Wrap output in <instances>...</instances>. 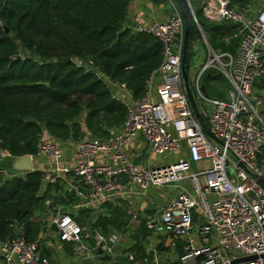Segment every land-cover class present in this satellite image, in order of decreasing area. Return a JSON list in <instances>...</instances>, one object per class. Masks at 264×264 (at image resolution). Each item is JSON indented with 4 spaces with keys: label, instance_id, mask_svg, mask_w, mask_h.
I'll use <instances>...</instances> for the list:
<instances>
[{
    "label": "built area",
    "instance_id": "obj_1",
    "mask_svg": "<svg viewBox=\"0 0 264 264\" xmlns=\"http://www.w3.org/2000/svg\"><path fill=\"white\" fill-rule=\"evenodd\" d=\"M169 1L172 10L164 22L127 29L157 39L162 47L161 63L146 81L141 99H134L125 83L101 74L92 60L71 58L77 68L97 70L94 74L109 88L112 98L125 106V119L104 139L61 142L46 133L38 139L35 155H29L32 163L41 156L50 160L49 168L32 170L41 174L39 197L49 195L43 208L34 213L41 228L29 241L24 224L11 222L13 237L0 240L1 264H60L45 252L64 244L77 256L98 255L118 264L116 247L122 236L104 234L95 226L97 219H82L83 210L126 200L132 223L137 221L147 191L163 187L178 193L146 218V227L161 228L164 247L173 252L178 243L183 244V254L176 261L232 264L254 257L236 264H264V190L258 184L259 179L264 180V113L263 99L253 91L264 80V0H254L245 9L229 7L230 0H186L194 14L192 3L198 5L210 23L237 26L233 36L238 38L236 52H214L203 37L211 56L205 59L198 53L199 63L192 66L196 72L188 76L208 135L195 119L183 86L184 23ZM24 56L19 51L11 60ZM210 70L229 84L228 99L210 98L202 90V79ZM154 78L158 79L156 89ZM137 138L144 142V155L172 154L177 160L152 166L143 155L139 156L142 161L133 159L124 148ZM61 143L75 150L72 159H67ZM10 158L15 159L0 146V161ZM23 175L14 171L5 179ZM185 181L191 191L179 185ZM126 258L134 261L132 254Z\"/></svg>",
    "mask_w": 264,
    "mask_h": 264
},
{
    "label": "trees",
    "instance_id": "obj_2",
    "mask_svg": "<svg viewBox=\"0 0 264 264\" xmlns=\"http://www.w3.org/2000/svg\"><path fill=\"white\" fill-rule=\"evenodd\" d=\"M253 1L230 0L229 7L245 9ZM129 2L0 0L1 149L14 158L35 155L44 133L61 142L104 139L122 124L125 106L112 98L109 88L93 72L77 68L71 58L92 60L101 74L125 83L134 99H141L146 81L161 63L162 47L151 36L122 30ZM195 17L198 26L187 36V73L201 31L214 52H223L225 39L237 32V26L210 23L199 9ZM21 50L25 59L11 60ZM212 75L210 70L202 79L210 98L218 93L207 91ZM203 122L206 127L204 117ZM40 189V172L9 179L0 176V240L13 237L11 222L24 224L29 241L36 238L39 228L32 216L49 196L39 197ZM123 216L119 210L114 219H102L99 225L103 233L107 234L110 226L120 229ZM177 253L183 254L181 244Z\"/></svg>",
    "mask_w": 264,
    "mask_h": 264
},
{
    "label": "crops",
    "instance_id": "obj_3",
    "mask_svg": "<svg viewBox=\"0 0 264 264\" xmlns=\"http://www.w3.org/2000/svg\"><path fill=\"white\" fill-rule=\"evenodd\" d=\"M198 10V5L197 8ZM172 5L169 0H130L129 5L127 7L125 21L122 26V30L129 29L133 27V25H150L154 22H164L169 14L171 13ZM238 47V38H230L228 42H225L224 46L221 50L223 52H229L234 54ZM195 49V45L193 46V50ZM199 54L204 56V51L199 52ZM194 56V52L192 53L191 58ZM200 57V58H201ZM210 81L211 83L207 86L208 92L218 91L217 87L214 85L213 80L216 78L215 74ZM154 85L153 89H156L158 79H153ZM229 91V90H228ZM253 91L259 94L263 99L262 111L264 113V83L262 81H258ZM218 98L228 99L227 94H223L218 91ZM211 97V98H217ZM62 145L64 154L67 159H72L75 155V150L69 146ZM144 142L141 138L135 139L131 144L124 148V151L127 155L132 156L133 159H139L142 161H150V165H152L153 156L144 155ZM143 155L145 158L139 157ZM168 164H172L177 160L175 155L169 154ZM154 160V159H153ZM167 164V165H168ZM12 159H5L0 161V176L3 179L6 176L11 175L14 171L11 170ZM33 168L41 170L50 167V160L41 156L34 159ZM152 166H157L153 164ZM164 166V165H162ZM10 170V171H8ZM178 193V190L171 189L168 187L163 188H151L147 191L144 200L141 202L140 207L138 209V218L137 221L130 223L131 217L127 214V202L126 200H118L117 202H112L109 204L94 206L90 209L83 210L81 216L85 221L97 219L95 226H98L101 231L102 227L99 225L102 222V219L112 220L116 216L117 211H121L123 216L124 224L120 229H116L113 227H108L107 234H120L121 242L118 247H116V253L120 255V260L118 264H167L176 262L178 253L176 250L171 251L164 247L165 242V232L160 228L156 230H149L146 227V218L154 214V212L159 209L171 196H175ZM36 212V211H35ZM34 212V213H35ZM195 222L197 221V215L193 219ZM32 221L37 223L38 228H41V223L38 218H36L33 214ZM128 226V228H126ZM39 232V231H38ZM103 232V231H102ZM145 232V233H143ZM182 243H178V245ZM55 250H47L45 255L53 261L60 264H110L109 259L107 257H91L87 255L85 256H77L73 253L72 247L68 244L56 245ZM132 254L134 257V261L130 262L127 260L126 256ZM174 254L175 257H174ZM1 264V262H0Z\"/></svg>",
    "mask_w": 264,
    "mask_h": 264
},
{
    "label": "water",
    "instance_id": "obj_4",
    "mask_svg": "<svg viewBox=\"0 0 264 264\" xmlns=\"http://www.w3.org/2000/svg\"><path fill=\"white\" fill-rule=\"evenodd\" d=\"M173 4L176 6L178 11L180 12L183 23H184V31H183V51H182V59H181V77L183 81V86L186 92V96L188 99V103L191 107V110L195 116V119L199 123L200 127L204 130V132L208 135V131L206 130L205 124L203 122L202 115L200 114L197 104L194 100V97L192 95L190 86H189V77L187 73V66H186V44H187V36L193 26H198L195 14L191 11L190 6L188 5L186 0H171ZM5 34L8 35L9 31L4 28L3 29ZM205 39V38H204ZM205 43L208 45L206 39ZM93 73H96V69L91 70ZM220 76H216L215 80H219ZM221 80V79H220ZM202 90L204 91L205 88L203 87ZM1 146V143H0ZM11 170L18 172V173H24V174H29L32 173L33 170V163L29 155L23 154L22 156L15 158L12 160V165H11ZM258 184L261 186V188L264 190V180L259 179ZM254 257H249V258H244V259H239L232 264H236L239 262H245V261H250L253 260Z\"/></svg>",
    "mask_w": 264,
    "mask_h": 264
},
{
    "label": "rangeland",
    "instance_id": "obj_5",
    "mask_svg": "<svg viewBox=\"0 0 264 264\" xmlns=\"http://www.w3.org/2000/svg\"><path fill=\"white\" fill-rule=\"evenodd\" d=\"M192 6L195 10H197V5L192 3ZM195 12V11H194ZM203 37L205 38V35L203 34V32H200V39H198V41L196 43H194L195 45V49L193 50L194 52V57L190 58V67L188 69V76L189 77H193V74L196 72L192 70V66H196L199 63V52H203L204 51V58L207 59L208 54L211 56L212 52H208V50L205 48L204 44H203ZM193 45V46H194ZM23 51V50H21ZM207 51V52H206ZM211 59V57L209 58ZM192 64V65H191ZM203 83V80H202ZM214 85L217 87L218 91L223 93L224 95L228 92V90L230 89L229 84L224 80H213ZM170 155L169 154H165V155H154L152 158V165L156 164L157 166H162V165H167L170 161H168V157ZM154 159V160H153ZM264 159V158H263ZM34 166V165H33ZM10 171V170H8ZM182 188H185L188 191H191V186L190 183L188 181L182 182L179 184Z\"/></svg>",
    "mask_w": 264,
    "mask_h": 264
}]
</instances>
